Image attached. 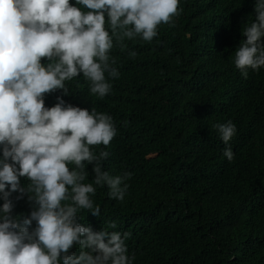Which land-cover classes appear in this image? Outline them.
Masks as SVG:
<instances>
[{"label":"trees","instance_id":"1","mask_svg":"<svg viewBox=\"0 0 264 264\" xmlns=\"http://www.w3.org/2000/svg\"><path fill=\"white\" fill-rule=\"evenodd\" d=\"M252 12L253 0H180L151 42L114 46L119 77L105 97L82 76L65 81L67 103L113 118L117 135L94 146L109 152L104 170L132 173L123 200L97 186L100 215L81 210L77 222L130 233L134 264H264V68L244 78L233 63ZM60 95L46 94L45 106ZM228 120L232 161L213 127ZM29 212L26 197L16 202L14 215Z\"/></svg>","mask_w":264,"mask_h":264},{"label":"clouds","instance_id":"2","mask_svg":"<svg viewBox=\"0 0 264 264\" xmlns=\"http://www.w3.org/2000/svg\"><path fill=\"white\" fill-rule=\"evenodd\" d=\"M179 5L180 0H0V264H134L126 244L130 233L94 231L77 222L81 210L100 215L93 200L97 186L118 200L127 193L132 173L110 174L103 167L109 152L94 148L117 135L113 118L62 97L70 95L65 81L78 76L89 82L91 94H109L111 80L119 77L114 46L124 48L125 38L137 36L151 42L158 26L178 15ZM251 15L233 57L244 78L264 68V0H253ZM57 90L56 103L45 106L46 94ZM213 127L225 145L223 156L232 161L236 125L228 120ZM89 164L94 178L85 182ZM25 197L30 212L14 215ZM77 245L78 255L69 251Z\"/></svg>","mask_w":264,"mask_h":264}]
</instances>
